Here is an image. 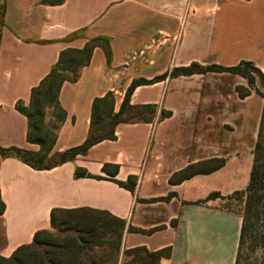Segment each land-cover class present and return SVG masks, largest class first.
<instances>
[{
    "label": "crops",
    "instance_id": "1",
    "mask_svg": "<svg viewBox=\"0 0 264 264\" xmlns=\"http://www.w3.org/2000/svg\"><path fill=\"white\" fill-rule=\"evenodd\" d=\"M48 1L0 0V148L39 150L26 141L27 119L15 105L28 104L62 51L94 38L107 40L109 58L94 47L77 81L61 85L66 116L53 153L84 142L94 99L111 93L118 112L135 79L193 63L246 61L264 69V0ZM243 84L225 72L167 75L130 94V105L155 107L151 121L118 123L112 139L70 161L37 170L0 156V256L51 230L52 209H90L124 222L120 251L170 249L161 264H233L241 219L225 201L248 182L262 107L254 93L238 97L235 87ZM162 112L169 115L161 119ZM213 159L224 165L171 182L187 166ZM129 178L133 190L115 182Z\"/></svg>",
    "mask_w": 264,
    "mask_h": 264
},
{
    "label": "trees",
    "instance_id": "2",
    "mask_svg": "<svg viewBox=\"0 0 264 264\" xmlns=\"http://www.w3.org/2000/svg\"><path fill=\"white\" fill-rule=\"evenodd\" d=\"M47 3L59 4L60 0L48 1ZM99 45L103 48L108 59V42L104 38L91 39L81 50L66 49L60 53L57 62L49 73L36 87L31 89L28 104L16 103V110L27 119L26 141L38 145L39 150L32 152L15 147L0 148V156L17 158L33 169H50L72 160L77 155L84 154L87 148L98 142L112 139L114 137L113 128L118 123L151 121L155 114L153 105L129 104L130 94L135 87L163 80L167 75L178 76L207 72H225L238 75L246 79L248 85V87H235L238 97L244 99L254 93L261 98L262 107L252 151L248 182L243 190L234 194L241 196L243 199L241 225L234 264H238L243 250L254 249L258 246L264 247V75L254 67L253 63L241 61L233 67H222L214 64L200 66L193 63L185 68L173 69L169 74L154 77L150 81L141 78L135 79L127 88L118 112H113L114 100L111 93L105 94L102 98L94 99L91 108L89 131L84 142L63 152L53 153L56 134L53 135L52 129L45 124L46 112L50 109L55 111L58 125L54 129L57 132L66 116L58 101L60 87L64 82L72 83L77 81L80 69L87 65L93 48ZM68 70L72 72L71 76L65 75ZM250 71L256 73L260 87L253 86L255 80ZM168 115L169 113L162 112L160 118H165ZM102 120H106L105 122L107 120L110 121V129L98 135V132L96 133V124L101 123ZM53 156L59 158V161L51 164L46 162ZM224 162V159H213L191 164L177 176H173L171 182L187 179L197 174H207L221 168ZM114 169L117 170L116 167ZM75 176L89 175L83 171L76 170ZM115 182L121 187L133 190V178H129L127 183ZM234 195L230 196V198H233ZM3 210L4 204L0 199V215ZM97 216H99V221H102V226L95 225L97 222L95 217ZM50 224L51 230L37 231L31 244L18 247L8 258L0 256V264H66V258L72 263L81 264L77 259L84 248V244L90 247L86 237L95 233L97 228H100L101 236L106 234L115 236V247L118 252L125 226L122 220L114 218L103 211L90 209H52L50 212ZM123 254L125 258L131 257L122 264H161L160 260L162 258L170 256V249L149 252L144 248H133L125 250Z\"/></svg>",
    "mask_w": 264,
    "mask_h": 264
},
{
    "label": "rangeland",
    "instance_id": "3",
    "mask_svg": "<svg viewBox=\"0 0 264 264\" xmlns=\"http://www.w3.org/2000/svg\"><path fill=\"white\" fill-rule=\"evenodd\" d=\"M254 67L257 68L256 66ZM257 69L264 75V69H263V72L259 68ZM250 73L254 77V80H255L253 86L260 87L258 79L256 78L257 77L256 73L253 71H250ZM65 75L71 76L72 72L68 70L65 72ZM243 87H248L246 79H244ZM105 121L106 120L104 121L102 120L101 123L96 124V130H97L96 133L98 132V135H101L102 133H105L110 129V125H111L110 121L109 120H107V122ZM45 124L52 129L53 135H55L56 134L55 126L58 125V122L55 117V111L53 109L47 110L46 115H45ZM58 161H59V158H57L56 156H53L51 159H49L46 162L51 164V163H55ZM240 191H237L235 193H239ZM235 193H233L231 197ZM232 199L233 200L225 201V206H227V208L232 209L233 211H237L241 219L243 199L239 195H234ZM95 218L97 219V222L95 223V225L102 226L103 223L102 221H99V216ZM114 237H115L114 235H108V234L101 236L100 228H97L95 233L86 237V239L90 243L91 248L88 247L87 244H84V248L80 252L77 261H80L81 264H122L125 260L130 259L131 256L128 258L124 257L123 253L125 250L120 251L119 249L118 252L116 251V247H115L116 239ZM71 257H74V256H71ZM65 263L75 264V263L68 261L67 258H66ZM238 264H264V247L258 246L254 249H246V251L243 250Z\"/></svg>",
    "mask_w": 264,
    "mask_h": 264
}]
</instances>
